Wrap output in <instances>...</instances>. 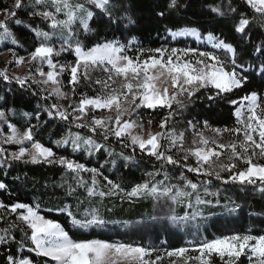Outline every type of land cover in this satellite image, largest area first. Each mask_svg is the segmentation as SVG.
Returning <instances> with one entry per match:
<instances>
[{
	"label": "snow or ice",
	"instance_id": "obj_1",
	"mask_svg": "<svg viewBox=\"0 0 264 264\" xmlns=\"http://www.w3.org/2000/svg\"><path fill=\"white\" fill-rule=\"evenodd\" d=\"M242 3L253 14L252 19L231 5L227 12L223 5L212 6L210 12L220 17L235 14L231 25L234 33L239 34L243 43L251 42L254 53L264 56V0H242ZM188 6L181 0H167L164 9L154 11L155 15L164 18L166 12L171 16ZM133 8L129 0H30V4L25 0H13L11 6H0V39L19 46L13 25L29 27L37 38L34 50L29 51L27 57L18 55L13 47L7 48L10 59L0 68V79L8 84L14 81L25 90L35 85L38 91L33 89L32 94L46 102L43 110L49 118L67 120L75 127L92 133L91 136L79 133L62 136L55 141L57 146L71 143L74 151L83 148L90 154L94 150L105 149V145L94 137L109 142L114 138L123 148L131 149V153L119 154L125 168L137 160V150L142 154L141 158L147 156L158 162L159 167L147 172V179L125 189L98 168L86 167L64 156L57 157L50 147L34 138L36 125L21 131L14 124L7 123L4 110H0V121L7 123L9 134L0 133V143L17 145L18 150L7 152L0 148V158L9 164L59 165L76 180L75 186L69 185L67 195L76 196L78 200V189H83L88 199L118 196L122 201L134 203L151 198L156 208L161 211L167 209L164 215H153L152 218L171 223L186 224L195 220L200 212L190 210L200 205H212V201L202 199L198 184L183 172L177 182L171 183L172 177L165 170L167 165H179L189 173L214 177L225 184L258 183L264 193V93L251 90L238 99L232 98L237 91L246 88L253 76H259L264 82V60L260 62L259 71H254L252 65L238 57L239 49L234 43L211 34L205 39L216 51L174 46L144 47L131 35L137 24ZM24 9H30L27 12L30 20L38 17L48 22L52 31L24 24L19 19ZM256 19L260 21L261 30L258 43L251 41ZM101 25L113 29L114 33L123 28L128 35L123 40L115 35L112 39L93 37L94 42H91L89 34L99 36ZM166 32L172 37L190 35L199 39L201 35L196 28L180 31L166 28ZM53 37L60 41L59 48L50 43ZM220 50L224 55L218 54ZM63 52L74 56V60L71 63L55 61L54 58ZM13 64L16 68L27 64V70L23 75L10 74L9 65ZM65 75L70 89L67 92L62 90L65 81L61 77ZM81 86L94 91V86H98L99 90L94 96L79 93L78 101H72L67 107L62 108L55 102L47 103L51 97L56 100L75 97ZM204 97L208 101L219 98L233 106V126L212 127L205 120L201 127L188 120L186 130L176 129L172 123L175 117ZM141 109L162 110L159 131L153 133L145 129ZM99 110L107 111L108 115L98 118L94 113ZM36 119L38 122L41 119L39 112ZM153 122V119L148 120L149 125ZM187 131L192 132L190 142ZM206 131L213 136H206ZM224 134L233 137L231 142L225 144L216 139L223 138ZM190 159L195 160L194 165ZM82 173L90 174V185ZM222 173H228L227 177H222ZM161 174L163 180H158ZM165 181L169 183L165 184ZM98 186L106 187L107 191H97ZM8 187L0 180V191H6ZM205 195L218 193L205 192ZM79 203L84 201L79 200ZM176 205L185 209L183 216L176 213ZM0 210L4 211L0 219L9 223V228L0 234V245L10 247L12 242H16L13 232L16 230L21 233L17 252L28 243V251L34 254L28 258L10 252L4 257V264H165V261L166 264H216L217 261L219 264H264V233L253 234L250 230L206 239L196 246L174 247L161 254V250L155 247L73 238L60 223L41 215L38 206L26 202H0ZM64 210L74 227L87 228L105 223L97 209L91 213L85 210L83 219H78L76 213L67 207Z\"/></svg>",
	"mask_w": 264,
	"mask_h": 264
},
{
	"label": "trees",
	"instance_id": "obj_2",
	"mask_svg": "<svg viewBox=\"0 0 264 264\" xmlns=\"http://www.w3.org/2000/svg\"><path fill=\"white\" fill-rule=\"evenodd\" d=\"M129 2L134 5L133 11L137 20V24L131 30V35L144 47H160L163 44L162 38L165 36L166 28L174 30L181 27H192L201 33H212L226 39L227 42L234 43L239 49L238 57L242 58L245 63L252 65L254 71L261 64L260 62L264 60V56H260L259 53L254 54L251 42L243 43L239 34L234 33L231 25L232 16L235 14L220 17L210 12V8L214 5H223L225 12H227L228 6L231 5L239 8L242 15L252 19L253 14L242 3V0H181L182 3L189 6L180 9L178 13L171 16H168L166 12L164 18L155 15L154 9H164L167 0H129ZM12 3L13 0H0V6H11ZM25 3L30 4V0H25ZM29 10L24 9L20 12L19 19L24 21V24H31L32 28L38 27L43 31H52L48 27V22L42 21L38 17L30 20L27 15ZM259 24L258 19L254 20L251 32V41L257 43L261 39ZM12 30L19 41V46L11 45L10 41L0 39V68H3L10 59V54L7 52L8 47H13L18 55L27 57L28 52L34 50L37 43V38L29 27L13 25ZM113 35L117 39L123 40L128 32L122 28L114 33L113 29L101 25L99 26V36L90 33L89 40L94 42L93 37L95 39L105 37L112 39ZM81 39H84V37L82 36ZM50 43L59 48L60 41L55 37ZM2 57H4L3 61ZM54 60L61 63L69 62L74 60V56L68 52H63ZM14 66V64L9 65V69ZM26 70L27 64L20 75H23ZM61 79L65 81L63 90L70 91L67 85V75L62 76ZM94 87L95 91L93 88L81 86L77 96H69L67 101H60L56 100L55 97H51L47 103L55 102L62 108L67 107L72 101H78L79 93L96 95L99 87ZM33 89H36L35 85L32 86V89L25 90L21 89L14 81L8 84L0 79V110L6 112L7 123H12L14 126L25 130L32 125H36V129L33 130L34 138L46 147H50L57 157L64 156L83 163L86 167L98 168L105 176L119 183L125 189L147 179L146 173L153 172L159 167L158 162L149 157L143 156L141 158L142 154L137 150L135 153L137 160L130 167L125 168L119 154L121 152L131 153V149L123 148L122 144L114 138H110L109 142L104 141L101 137H94L98 143L104 144L107 150H94L90 154L85 152L83 148L74 151L71 143L57 146L55 141L62 136L76 133L81 136H91L92 133L87 129L75 127L67 120H61L58 117L49 118L43 110L46 102L40 96L33 95ZM36 90L38 91V89ZM251 90L263 93L264 82H261L259 76H253L246 88L237 91L232 98L238 99ZM8 109H12V111L8 112ZM142 111L149 115L157 114L158 120L161 119L162 110L160 109H141ZM232 111L233 106L227 102L219 98L216 101H208L204 97L196 100L181 115H177L172 123L176 129L186 130V122L196 118L199 121L201 119L207 120L213 126L231 127L234 124ZM37 112L41 117L39 122L36 119ZM25 113L29 115H25ZM94 114L99 118L106 117L108 112L103 113L102 110H99ZM7 123L0 121V133L4 135H7L8 132ZM157 131H159V127ZM186 135L190 142V134L187 132ZM0 148L5 149L7 152L18 150V146L14 144L0 143ZM109 152L112 153L111 156ZM106 161L109 163H105ZM189 162L195 164L194 159H190ZM183 163L184 161L181 160V164ZM101 165H103V168H101ZM165 170L172 177L171 183L177 182V178L183 172L186 177L198 184L201 198L212 201V205H200L190 210L199 211L200 215L195 220H189L185 224L184 222L171 223L167 220H154L153 215H164L167 209L161 211L156 208L151 198L134 203H128L127 200L122 201L118 196L105 197L103 200L99 197L88 199L84 190L78 189L79 200L84 201L83 204H80L76 196L67 195L69 185L75 186L76 180L72 174L59 165H33L23 162H11L9 164L5 163L2 158H0V180L6 182L9 187L6 191H0V202L10 204L19 201L38 206L41 215L60 223L69 232L70 236L76 239H104L109 242L138 243L141 246L155 247L160 250L184 246L187 239L197 241L198 238L208 239L214 238L216 235H225L221 225L223 221L234 220L235 225L249 229L253 234L264 232V193L260 191L261 186L258 183L257 185L225 184L223 180H216L214 177H203L195 173H189L186 168L179 165H167ZM81 175L88 180L90 185V174L82 173ZM221 175L226 178L228 173H222ZM157 179L163 180V174L158 176ZM168 183L169 181H165V184ZM103 184L104 181L101 179V185ZM101 190L107 191V188L98 186L97 191ZM205 192L218 193V195H205ZM65 207L76 213L78 219L85 217V210L91 213L93 209H97L99 216L105 220V223L87 228L74 227L64 210ZM175 210L180 216L184 215L185 209L180 205H176ZM3 215L4 211L0 210V217ZM88 218L90 219L91 216L88 215ZM11 219L12 217H9V220ZM6 228H9V223L0 219V234ZM13 232L16 236V242H12L10 247L0 245V264H4V257L10 252L28 258L34 255L28 251V243H25V246L17 252L21 233L16 230H13ZM216 264H219V261Z\"/></svg>",
	"mask_w": 264,
	"mask_h": 264
},
{
	"label": "rangeland",
	"instance_id": "obj_3",
	"mask_svg": "<svg viewBox=\"0 0 264 264\" xmlns=\"http://www.w3.org/2000/svg\"><path fill=\"white\" fill-rule=\"evenodd\" d=\"M189 28H192V27H181V28H177V29H174V30L172 29V31H180V30L189 29ZM198 32H200V31H198ZM200 34H201L200 35V38L197 39L195 36H190V35L172 37L171 35H169L166 32L165 33V36L162 38L163 39V44L161 46H164V47L174 46V47H177V48H193V49L206 50V51H216V50H214L212 48V43L209 40L205 39V37H207L209 34H211V35H213V34L212 33H201V32H200ZM213 36H216V35H213ZM216 37H218V36H216ZM218 54L224 55L223 50H220V52ZM254 54L257 55L258 53H254ZM3 59H4V57H2V61H3ZM71 62L72 61L62 62V63H71ZM25 66H26V64L23 65V66H21L20 68H16L14 66L11 69H9V72H10V74H18V75H20L22 73V71H23V69H24ZM260 67H261V64L258 65V67L256 68L257 69L256 71H259ZM253 69H254V67H253ZM97 75H99V74H97ZM118 84H119V80H117V85ZM63 91H66V90H63ZM263 93H264V90H263ZM68 99H61L60 101H67ZM206 100H207V98H206ZM102 111H103V113L106 112L105 110H102ZM141 113H143L141 119H142V122L144 124L145 129L147 131H151L153 133L157 132V130H158V124H159L158 115L157 114L149 115L147 113H144L143 111ZM149 119H153V121H154L151 125L148 124V120ZM190 120H193L194 122H197L201 127L203 125V122L205 121L204 119H201L199 121V120H196V118H192ZM185 125H186V127H188L187 122H186ZM211 126L212 127H218V126H213V125H211ZM17 128L19 130H21V131L24 130V129L19 128V127H17ZM218 128H223V127H218ZM187 132L192 137V132L191 131H187ZM8 134L9 133L7 132V135ZM205 135L206 136H209V137H212L213 136V133L206 131L205 132ZM216 139H218L220 143H225L226 144V143L231 142V140L233 139V137H231L229 134H224L223 135V138L216 137ZM234 223H235L234 220H231V221H223L222 222L221 225L223 226L222 229H223L225 235L234 234V233H244L246 231H249V229H244L242 227H239L238 225H235ZM262 233H264V232H262ZM218 236L219 235H216V237H218ZM216 237H214V238H216ZM214 238H208V239H214ZM204 240H206V239L198 238L197 241H195L194 239L193 240L192 239L191 240L190 239L189 240L187 239L184 246H188V247L196 246L199 243L203 242ZM115 242H120V241H115ZM133 245H139V244L138 243H135ZM145 247H147V246H145ZM169 250H171V249H169ZM163 251H164V249H161V254H163ZM165 264H166V261H165Z\"/></svg>",
	"mask_w": 264,
	"mask_h": 264
}]
</instances>
